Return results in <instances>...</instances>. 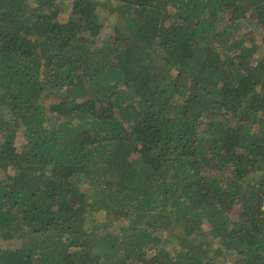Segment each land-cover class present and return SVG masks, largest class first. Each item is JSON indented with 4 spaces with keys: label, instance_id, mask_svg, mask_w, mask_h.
<instances>
[{
    "label": "trees",
    "instance_id": "trees-1",
    "mask_svg": "<svg viewBox=\"0 0 264 264\" xmlns=\"http://www.w3.org/2000/svg\"><path fill=\"white\" fill-rule=\"evenodd\" d=\"M0 264H264V0H0Z\"/></svg>",
    "mask_w": 264,
    "mask_h": 264
},
{
    "label": "rangeland",
    "instance_id": "rangeland-1",
    "mask_svg": "<svg viewBox=\"0 0 264 264\" xmlns=\"http://www.w3.org/2000/svg\"><path fill=\"white\" fill-rule=\"evenodd\" d=\"M17 144H20V142H17Z\"/></svg>",
    "mask_w": 264,
    "mask_h": 264
}]
</instances>
